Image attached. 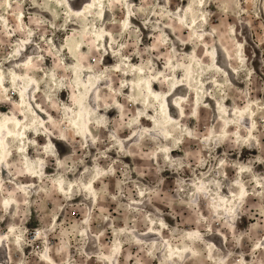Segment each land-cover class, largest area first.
I'll use <instances>...</instances> for the list:
<instances>
[{
	"label": "rangeland",
	"instance_id": "374dc122",
	"mask_svg": "<svg viewBox=\"0 0 264 264\" xmlns=\"http://www.w3.org/2000/svg\"><path fill=\"white\" fill-rule=\"evenodd\" d=\"M72 2L0 0V264H264V0Z\"/></svg>",
	"mask_w": 264,
	"mask_h": 264
},
{
	"label": "bare ground",
	"instance_id": "6f19581e",
	"mask_svg": "<svg viewBox=\"0 0 264 264\" xmlns=\"http://www.w3.org/2000/svg\"><path fill=\"white\" fill-rule=\"evenodd\" d=\"M68 4H69V8L71 9V11L74 14H80L82 12V10H83V8H76L74 6L72 0H68ZM89 5H90V2L87 3V6L85 7L86 10L88 9ZM104 40H106V39H104ZM93 87H94V84L92 83L89 86V88L90 89H93ZM95 91H97V87L94 88V90L92 91V93H94ZM76 101H77V105H78V107H79V109L81 111V114L80 115L87 117V115L89 114V109H88L89 107L86 105V101H84V98H79L78 97ZM10 120H12L13 122H9ZM14 120L15 121H20L21 118H18V117H6L5 121H3L0 118V141H2V143H3L4 135H6L7 132H13L10 124L14 123ZM6 143H8V141ZM225 211H226L227 218H229V220H231V218L234 215L232 213V209H226ZM143 243H150V242L149 241H146V240H143Z\"/></svg>",
	"mask_w": 264,
	"mask_h": 264
}]
</instances>
